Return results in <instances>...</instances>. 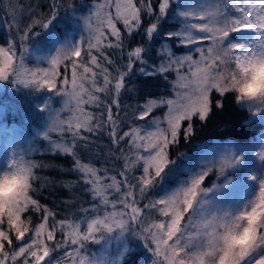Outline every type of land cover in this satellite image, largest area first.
<instances>
[{
    "label": "snow or ice",
    "instance_id": "snow-or-ice-1",
    "mask_svg": "<svg viewBox=\"0 0 264 264\" xmlns=\"http://www.w3.org/2000/svg\"><path fill=\"white\" fill-rule=\"evenodd\" d=\"M37 7L29 4L19 11L12 9L13 22L0 21V25L7 24L6 46H0V82H10L17 89L46 90L62 98L61 109L47 105L41 109L49 115L39 136L48 140L49 132L70 133L71 144L50 143L52 153L73 158L71 171L90 186L86 191L94 200L113 208L119 203L128 211L105 212L89 219L83 232V220L49 225L52 210L31 195L33 182L41 179L34 169L46 166L26 158L37 151L33 144L13 153L0 167L19 168L25 179L24 191L13 206L0 207V264H128L131 251L120 246L111 251L104 248L129 231L151 252V264H264V136L257 138L258 146L251 151L257 170L243 175L245 156L230 143H201L192 154L171 155L172 147L179 144L182 122L188 121L183 138L189 142L195 134L193 118L204 122L209 117L210 93L215 91L221 98L232 93L226 86L227 70L234 66L244 73L256 63H264V0H156V4L153 0H139V4L95 0L83 7L73 0H51L48 11L35 16ZM142 12L149 17L146 26ZM23 15L32 16L31 23L21 26L18 17ZM117 21L123 23L129 37L141 32L142 42L127 50L126 62H117L105 53V49H117L123 56L125 51ZM62 22L75 26L79 35L67 31L61 37L56 29ZM44 40L48 47L40 53L38 41ZM155 41L161 47L156 49L155 62H150ZM180 47L185 49L184 55L176 54ZM193 52L199 54L198 59H193ZM29 57L34 58L35 67H28ZM61 66L65 74L58 81ZM185 66L186 73L182 71ZM170 71L176 73V80L169 82L174 96L122 105L123 93L136 97L140 91L136 79L144 77L147 85L148 78L167 80L165 74ZM85 106L100 111L93 113ZM162 106L167 109L163 116L152 117L153 110ZM216 107H223L222 100L216 101ZM246 107L258 122L264 121V102ZM122 108L125 116L131 110L134 120L145 124L121 120ZM64 111L71 113L66 119ZM125 123L129 130L118 135ZM103 132L115 146L108 155L123 161L122 179L109 175L107 168L82 162L77 155L78 142L87 147L94 143L91 137ZM137 169L140 175H133ZM213 172L216 179L206 186L205 179ZM109 190L120 194L119 199L110 201ZM142 200L148 201L143 209L139 207ZM152 210L159 218H151ZM29 211L42 212L40 222L32 225L29 218L22 219ZM129 213L139 230L129 229L125 219ZM58 228L65 239L53 248L49 242ZM241 234L244 242L233 243ZM13 237L23 243L15 244ZM69 242L75 246L73 251L53 258L52 253ZM89 242L100 245V251L89 254L85 248Z\"/></svg>",
    "mask_w": 264,
    "mask_h": 264
},
{
    "label": "trees",
    "instance_id": "trees-1",
    "mask_svg": "<svg viewBox=\"0 0 264 264\" xmlns=\"http://www.w3.org/2000/svg\"><path fill=\"white\" fill-rule=\"evenodd\" d=\"M51 0H0V21L7 20L8 23H12V9H17L19 11L22 8H26L29 4L38 6L36 8L35 16H39L41 13L48 11V4ZM77 6L91 5L95 0H73ZM139 4V0H134ZM156 4V0H153ZM113 16L115 15L114 7L111 9ZM158 11V7H157ZM85 13H87V8L85 7ZM32 16L23 15L19 16L18 20L21 26L31 23ZM149 17L146 13L142 12L143 25L148 24ZM117 27L121 31L122 36L125 41V51L123 56L121 51L117 49H105V53L110 56L113 60L119 62L124 59L126 62L127 50H131L138 43L142 42L141 32L133 34L131 37L124 29L123 23L117 21ZM168 27V25H166ZM39 31V28L36 29ZM58 34L63 37V34L70 31L73 35L79 30L70 24L60 23L57 25ZM15 28L12 29V34L15 35ZM107 31V30H105ZM6 32L7 24L0 25V46H6ZM86 36V33H85ZM111 39V37H109ZM40 53L45 52L47 49V41H38ZM161 44L159 41L153 42V50L151 51L149 61L155 62L156 49L160 48ZM175 47V45H174ZM183 52V47L177 48L176 53ZM102 59V58H101ZM35 61L33 58L29 57L28 67H35ZM46 66V65H40ZM111 70V66H109ZM61 76L58 77V81L64 78L65 69L63 66L59 68ZM167 80L163 77H152L148 78L149 82L145 85V78L139 77L135 80V83L140 88L136 97H130L129 94L123 93L121 97V102L123 104H136L143 103L145 99L148 98H158L163 95L166 97H172L173 91L171 90L170 81H175L174 71H170L165 74ZM67 76L71 78V68L67 70ZM10 97L7 94L0 96V107L3 112L0 114V122L7 125H13L18 128V133L27 139L29 148L34 144L37 151L33 152L27 159L35 160L39 163L46 165L45 167L34 169L35 174L40 177L33 182V187L35 191L31 195L36 198L41 205L47 206L53 212V216L49 220V225L56 223L58 221H73L80 222L85 221L81 224V231H86V221L96 216H103L105 212L111 211H128L123 209V205L117 203L116 207L113 208L111 204L105 206L100 203L99 199H93L91 193L86 191L90 186L85 184L75 171H71L74 168V161L71 156L61 154L59 152L53 154L49 145L52 141L64 142L71 144V134L68 132L58 133L49 132V139L45 140L43 136H39L48 124V111H41L45 108V105L50 109H61L62 108V98L53 94L47 93L46 90L37 92L31 89H25L23 86L20 89L14 88L10 91ZM222 100L223 107L217 108L216 101ZM211 101V112L206 121L201 122L198 117L193 118V127L195 129V134L190 138L189 142H186L183 138V128L187 126L188 121L182 122V131L179 139V144L172 147L171 155L175 157L178 153H189L192 154L197 151V145L201 143H246L253 138V135L258 130V124L249 120L248 111L242 107H239L234 100V95L228 93L225 97H219V94L213 91L210 93ZM86 110L93 113H98L100 110L96 108H91L85 106ZM165 107L156 108L153 110L151 116H162ZM115 112V109H114ZM63 117L66 119L71 115L69 111H64L62 113ZM119 118L121 120L133 122L135 125H143L145 121L134 120L133 113L131 110L127 111V116L124 115V110L122 108ZM150 120L151 117L146 118ZM129 130V124L125 123L120 128L118 135H122L124 131ZM85 136H90V133H82ZM94 143H89L87 147H84L83 142H78L79 147L76 148L77 155L81 158L82 162L89 163L95 166L97 169L107 168L109 169V175H116L117 179H122L119 176V172L123 169V161L117 159L116 156H109V149L114 148L111 139L109 138L107 132H103L98 136L91 137ZM122 144L124 142H121ZM126 147V144H125ZM119 149H116L118 153ZM114 169V171H113ZM101 176L104 173L101 171L99 173ZM133 175H140V170L134 171ZM213 177V173H210L205 179V185L208 180ZM105 183H110V181L105 180ZM122 192L126 189L121 186ZM152 195L151 193L149 194ZM109 200H118L120 194L114 193L112 190L108 192ZM137 199L139 197L137 196ZM147 200H142L139 207L143 209V204L147 203ZM93 208L99 209V211L91 210ZM82 209H89L90 211H82ZM145 214L149 210H143ZM42 217L41 213H36L34 211H29L28 213L22 214V219L29 218L32 225L40 222ZM143 218V217H142ZM151 218H159L158 213L155 210L151 211ZM128 221L129 229L135 228L139 230V224H132L129 217H125ZM6 227V225H5ZM32 233H28L27 236H31ZM99 238V234H98ZM65 239L64 232L59 228L55 234L53 241L49 242L50 246L55 248L57 242H63ZM107 239V237H106ZM15 244H19L21 241H15ZM109 241L110 245H105L104 250L111 251L113 248L121 247L122 250H128L132 252V255L128 258V264H150L151 263V252L143 247V241L136 240L131 231H129L125 237L120 238V240L115 243ZM119 244V245H118ZM70 242L59 250L52 253L53 258L60 256L62 257L64 252H71L73 248ZM85 248L89 254L98 253L101 246L95 243H87Z\"/></svg>",
    "mask_w": 264,
    "mask_h": 264
},
{
    "label": "clouds",
    "instance_id": "clouds-1",
    "mask_svg": "<svg viewBox=\"0 0 264 264\" xmlns=\"http://www.w3.org/2000/svg\"><path fill=\"white\" fill-rule=\"evenodd\" d=\"M226 86L234 95L238 106L258 104L264 102V63H256L242 73L234 66L227 70ZM255 95H249V93ZM24 174L19 168H4L0 170V207H11L19 199L24 191ZM245 240L244 234L239 235L233 243L242 244Z\"/></svg>",
    "mask_w": 264,
    "mask_h": 264
},
{
    "label": "rangeland",
    "instance_id": "rangeland-1",
    "mask_svg": "<svg viewBox=\"0 0 264 264\" xmlns=\"http://www.w3.org/2000/svg\"><path fill=\"white\" fill-rule=\"evenodd\" d=\"M114 2V0H113ZM79 32L75 33L74 36H78ZM204 44L206 45L207 42L205 41ZM194 47V46H193ZM177 54V53H176ZM185 49L183 48V52L178 53L177 55H184ZM193 59H198L199 54L198 53H192ZM34 59V58H33ZM183 72H187V66L182 70ZM175 74V80H176V73ZM14 88L11 86L10 82H0V96L7 94L10 97V91H12ZM174 96V94H173ZM244 109H247L246 106H239ZM167 109L165 107L164 112H166ZM3 112V109L0 107V114ZM162 114V116H163ZM249 120L252 122H255L258 124V130L253 135V138L250 139L246 143H230L234 146V149L238 153H243L245 156L244 166L243 169H241V175L245 172H251L257 170V165L255 160L251 157V151L255 150V148L258 146L255 141L259 136H264V121L258 122L257 118L253 117L251 112L248 111ZM161 116V117H162ZM150 121V120H149ZM28 141L27 139H24L19 133L18 128L13 125H7L3 122H0V167L4 166V162L13 154V153H20L27 149ZM216 179V174L213 172V177L210 178L206 184V186H211L213 181ZM23 241L19 242V244H22ZM151 264V263H150Z\"/></svg>",
    "mask_w": 264,
    "mask_h": 264
}]
</instances>
